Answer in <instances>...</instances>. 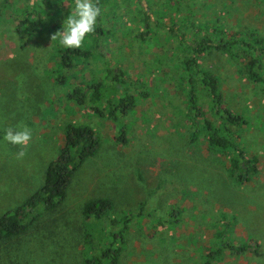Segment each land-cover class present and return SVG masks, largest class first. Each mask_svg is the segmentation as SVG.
I'll return each instance as SVG.
<instances>
[{
  "label": "rangeland",
  "instance_id": "374dc122",
  "mask_svg": "<svg viewBox=\"0 0 264 264\" xmlns=\"http://www.w3.org/2000/svg\"><path fill=\"white\" fill-rule=\"evenodd\" d=\"M48 1L0 0V215L40 186L66 123L92 127L99 147L75 164L56 207H36L22 232L0 238V264H85L96 238L90 243L83 236L81 205L93 197L111 201L110 218L130 217L118 264H201L202 249L219 246L225 223L222 241L232 248H223L212 264H264V84L244 74L239 50L235 57L211 50L198 59L217 76L222 106L243 124L228 125L199 87L204 116L221 131L239 135L245 152L256 157L249 180L238 183L228 169L235 153L210 148L204 132L189 140L180 65L185 52L179 46V33L188 36L197 24L213 21L228 33L264 38V0H94L105 32L100 56L76 57L71 69L62 70L68 75L64 85L54 80L64 47L59 36L51 37L63 30L74 0ZM25 15L42 23L28 37L16 31ZM93 38L94 33L87 36L81 48H91ZM258 62L264 76V56ZM107 67L122 70V87L135 96L126 114L116 110L110 116L102 104L108 94L122 93L104 77ZM90 78L104 84L94 105L99 113L88 101L77 104L67 96ZM9 127L32 130L22 159L20 146L4 139Z\"/></svg>",
  "mask_w": 264,
  "mask_h": 264
},
{
  "label": "trees",
  "instance_id": "16d2710c",
  "mask_svg": "<svg viewBox=\"0 0 264 264\" xmlns=\"http://www.w3.org/2000/svg\"><path fill=\"white\" fill-rule=\"evenodd\" d=\"M44 1L49 2L48 0ZM148 12L149 7L143 8L145 20L148 19ZM175 12H178V10L175 9ZM40 25L42 26L41 21L25 15L19 21L16 31L28 37L36 32ZM146 26L147 23L145 21L141 35H145ZM240 33H245V31ZM240 33H228L216 21L211 24L199 23L188 36L185 33H179V38L183 40L179 46L185 52L180 65L185 75L184 80L187 86L184 102L187 121L191 127L189 140H196L204 132L210 148L219 152L235 153L236 156L231 160L228 169L236 182L244 183L249 180L250 175L256 169V157L245 152L239 135L231 136L228 132L221 131L219 127L214 126L204 116L197 101V90L200 87L210 97L211 109L222 116L228 125L236 127L243 124V120L238 114H234L222 106V96L217 76L201 67L198 63L199 57L211 50L219 51L232 57H235L236 52L239 50L245 57L244 74L252 81L264 84V76L258 72V60L264 56V38L250 34L243 38L239 36ZM104 34L105 32L97 23L91 48L68 49L64 47L58 50L60 62H58V74L54 79L58 85H64L67 82L68 75H65L62 70L71 69L76 57L93 56V58H96L95 56H100ZM103 72L104 77L112 81L114 87H119L122 90L118 98H115L113 94H108V97L102 103L108 108V114L113 116L116 110L119 114H126L131 111L135 96L122 87V70L117 67H107L104 68ZM103 90L104 84L101 81L90 78L85 81L84 85L77 86L68 92L67 96L77 104L88 101L94 110L98 112L99 110L94 105L99 101L100 93ZM120 128L118 139L124 142V127ZM98 147L99 139L92 127L87 124L66 123L63 127L62 145L56 157L46 163L40 186L31 192L18 206L0 215V238L22 232L25 228L24 219L36 207L40 206L46 210L56 207L66 195L75 164L93 156ZM111 208L112 203L107 197L89 198L81 205V215L86 220L83 236L90 243L93 236L96 238V244L91 254L85 258V264H118L119 262L130 217L119 215L110 218L109 212ZM175 221L176 219L174 218L172 223ZM225 226H227V223L224 224L222 231L219 233V240H221L219 246L215 249H202L201 264H212L213 259L221 254L223 248H232L227 243V240L222 241V237L226 232ZM250 246V244L247 245V247ZM244 249L245 246L238 247L235 251L240 254Z\"/></svg>",
  "mask_w": 264,
  "mask_h": 264
},
{
  "label": "clouds",
  "instance_id": "9594fccd",
  "mask_svg": "<svg viewBox=\"0 0 264 264\" xmlns=\"http://www.w3.org/2000/svg\"><path fill=\"white\" fill-rule=\"evenodd\" d=\"M101 8L94 0H74L72 14L64 21L62 31L54 34L51 39L60 37L61 46L68 49H80L85 38L96 31L98 18L101 15ZM32 130L24 127L20 130H14L9 127L4 135V139L14 145H19L17 159H22L26 155V148L32 140Z\"/></svg>",
  "mask_w": 264,
  "mask_h": 264
}]
</instances>
